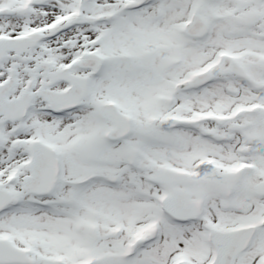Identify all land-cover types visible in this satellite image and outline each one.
Listing matches in <instances>:
<instances>
[{
	"label": "snow or ice",
	"instance_id": "1",
	"mask_svg": "<svg viewBox=\"0 0 264 264\" xmlns=\"http://www.w3.org/2000/svg\"><path fill=\"white\" fill-rule=\"evenodd\" d=\"M0 264H264V0H0Z\"/></svg>",
	"mask_w": 264,
	"mask_h": 264
}]
</instances>
